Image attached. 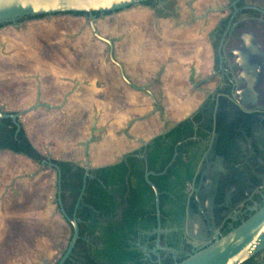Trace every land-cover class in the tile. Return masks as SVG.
I'll return each mask as SVG.
<instances>
[{"label": "crops", "instance_id": "obj_1", "mask_svg": "<svg viewBox=\"0 0 264 264\" xmlns=\"http://www.w3.org/2000/svg\"><path fill=\"white\" fill-rule=\"evenodd\" d=\"M223 2L164 0L117 10L113 54L128 80L145 90L127 84L118 66L89 45L67 51L63 60L62 50L51 46L49 35L42 34L33 19L5 23L0 27V108L18 112L34 104L37 96L40 102L58 105L69 93L60 108L39 106L20 118L28 140L54 160L81 166L88 160L89 168L115 163L191 116L205 90H211L207 33L218 15L204 10ZM205 78L207 82L196 88ZM37 165L22 154L0 151V218L19 213L27 201V209L41 207L48 189L41 186L46 172L33 170ZM5 225L9 223L0 219V229ZM5 238L1 235L0 241Z\"/></svg>", "mask_w": 264, "mask_h": 264}, {"label": "flooded vegetation", "instance_id": "obj_2", "mask_svg": "<svg viewBox=\"0 0 264 264\" xmlns=\"http://www.w3.org/2000/svg\"><path fill=\"white\" fill-rule=\"evenodd\" d=\"M204 11L218 15L207 33L214 84L188 117L199 113L198 135L166 181L162 231L156 220L136 240L156 261V253L172 261L187 256L202 246L198 237L225 234L264 202V0H224ZM240 264H264V247Z\"/></svg>", "mask_w": 264, "mask_h": 264}, {"label": "trees", "instance_id": "obj_3", "mask_svg": "<svg viewBox=\"0 0 264 264\" xmlns=\"http://www.w3.org/2000/svg\"><path fill=\"white\" fill-rule=\"evenodd\" d=\"M146 0L142 4H149ZM93 12L95 16L107 14ZM84 14L83 12H65ZM33 15L27 17H40ZM5 23H1L0 27ZM193 119L185 118L164 133L152 137L146 144L127 152L115 163L87 169L83 193L75 212L78 236L70 255L62 264H158L156 256L144 257L136 240L140 231L155 225L154 193L145 181L144 173L156 187L160 222L164 223L163 208L167 198L166 181L174 174V166L182 162L186 147L198 135ZM22 154L39 163L45 158L28 140L22 125L10 118L0 120V151ZM50 161L59 170L60 203L65 216L71 218L75 201L82 187L85 168L69 160ZM163 171V172H162ZM57 178V172H56ZM57 185V181H56ZM72 230L71 224L62 216ZM170 255L160 258V264H174Z\"/></svg>", "mask_w": 264, "mask_h": 264}, {"label": "water", "instance_id": "obj_4", "mask_svg": "<svg viewBox=\"0 0 264 264\" xmlns=\"http://www.w3.org/2000/svg\"><path fill=\"white\" fill-rule=\"evenodd\" d=\"M144 1L146 0H0V24L9 22L16 23V20L19 18L33 15H51L63 12H83L87 14L88 26L91 29L93 36L107 44L109 60L118 66L122 79L135 89L145 90L144 87L136 86L131 83L125 76L122 65L114 58L112 40L98 32L95 26V15L92 14L93 12H112L127 8L134 4L142 3ZM224 33L225 31L223 34ZM63 79L71 82L72 84H77V81L72 78ZM68 94L69 93L63 96L61 103L58 105L40 102L37 96L34 104L18 112H6L0 108V120L3 118H10L16 125V129H18L19 120L24 114L39 106L46 108H60L61 105L66 101ZM146 143L147 142H143V144ZM39 166L40 168L49 166L57 172L56 200L58 208L61 215L64 216L67 221H69L72 227L71 234L65 249L59 258L53 263L62 264L70 255L78 236L75 212L83 193L85 176L87 169L89 168V162L88 160H84L83 167L85 168V173L83 176L82 187L75 201L71 218L65 216L60 203L59 170L57 165L51 162L49 156L46 155L45 158L39 162ZM149 173L152 172L146 171L144 173V178L154 193V208L157 220L155 231L160 232L162 230L159 226L158 192L156 187L149 181L147 177ZM190 236L196 238L192 234H190ZM197 239L202 242V246L188 254L184 259L175 262L174 264H240L264 247V202L251 215L242 220L237 226L233 227L225 234L218 236L213 234L211 231L208 236L198 237ZM155 243L156 245L153 250L159 248L158 235L155 239ZM156 255L158 257L157 261L159 262V255L157 253Z\"/></svg>", "mask_w": 264, "mask_h": 264}, {"label": "rangeland", "instance_id": "obj_5", "mask_svg": "<svg viewBox=\"0 0 264 264\" xmlns=\"http://www.w3.org/2000/svg\"><path fill=\"white\" fill-rule=\"evenodd\" d=\"M171 5L173 3L170 2L166 6ZM157 12L160 13V10ZM31 19L37 22V28L43 32L42 34L49 35L51 46H57L62 50L61 59L66 58L67 51L78 50L77 48L84 43L89 45L92 51L99 50L100 56L110 62L107 44L93 36L88 26L87 14L63 12ZM95 19L98 32L113 39V43L114 40L117 42V10L97 15ZM114 58L117 60L115 55ZM39 167L37 165L33 169L34 172ZM41 169L46 172L41 176L42 189H48L45 191L46 194L43 193L41 207L34 204L32 209H38L36 212H30L32 209H27V203L30 201H27L22 207L25 211L21 209L16 214L1 215L0 219L3 218L9 226L5 225V228L0 229V236L6 237L0 241V264H53L66 247L71 230L58 208L54 187L55 174L48 166ZM23 173L19 172V175ZM14 236L20 238L15 239Z\"/></svg>", "mask_w": 264, "mask_h": 264}]
</instances>
